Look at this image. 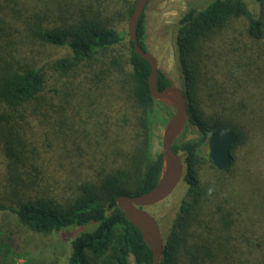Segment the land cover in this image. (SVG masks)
<instances>
[{
  "label": "trees",
  "instance_id": "trees-1",
  "mask_svg": "<svg viewBox=\"0 0 264 264\" xmlns=\"http://www.w3.org/2000/svg\"><path fill=\"white\" fill-rule=\"evenodd\" d=\"M255 1L264 8V0ZM135 2L0 0V157L6 170L0 214L9 212L20 228L44 236L94 224L71 241L67 264H151L141 233L117 206L118 197L156 185L163 160L155 132L165 123L159 109L171 115L150 96V65L118 31ZM143 18L144 11L137 37L145 49ZM236 28H245L244 35ZM233 29L247 44L264 40V19L245 0L191 6L177 24L184 132L192 127L197 137L184 140L183 132L172 147L183 159L185 190L163 237L160 264H264V56L235 48L233 41L224 53L235 69L220 79L202 73L214 54L220 60L221 53L210 56L207 47ZM47 47L68 53L50 61ZM218 84L222 103L244 91L253 108L231 102L212 110L206 88ZM170 85L159 70L158 89ZM245 120L262 150L254 164L248 155L236 168L239 148L249 140ZM222 132L234 137L232 164L218 170L207 142ZM49 133L45 148L43 134ZM239 170L245 178L255 175L256 187L247 195L229 182ZM12 246L13 238L0 231V264L14 262Z\"/></svg>",
  "mask_w": 264,
  "mask_h": 264
},
{
  "label": "rangeland",
  "instance_id": "rangeland-1",
  "mask_svg": "<svg viewBox=\"0 0 264 264\" xmlns=\"http://www.w3.org/2000/svg\"><path fill=\"white\" fill-rule=\"evenodd\" d=\"M207 1L210 0H150L145 7L143 18V44L146 51L155 56L158 62L159 70L165 74L172 86L179 87L181 89L184 88L183 76H181L178 56L174 46L177 24L189 7L202 6ZM245 1H247L250 9L255 15L262 16L264 19V8H261L260 10L255 0ZM127 20L128 19L122 21L117 26L118 31L124 36L125 41L129 39V36H127ZM244 29L245 28H236L238 33L239 31L242 32V35H244ZM236 30H229L227 33L221 34L220 36H218L217 40L212 43L211 46L207 47L206 53H208L210 56L213 54V52H216L218 54L221 53V56L218 55V59H224V61H216V54H214L212 56V59L208 60L206 69L202 70L204 77L215 75L220 79L222 77H225V72L227 73L231 69H235V67L231 68V65H227L225 63L226 58L230 57L231 55L224 52L229 51L228 48H230V50L232 51V46H234L231 45L230 42H238L235 44V48H252L256 55L264 56V40L262 43L247 44L239 37ZM236 38L238 40H236ZM220 47L223 48L220 49L223 50L221 52L218 49ZM45 52L47 60L50 59L51 61L54 58L66 55L68 53V50L66 48L47 47L45 48ZM262 61H264V59H262ZM263 65L264 63L262 64V66ZM262 70L264 71V66ZM212 87H214V89H211V86L206 88L207 93L210 94V97L208 96L206 102L209 103V106L212 110L219 111L220 106L223 107V105L229 107L231 106V102H235L236 104L242 103L245 105L246 103H248V105L250 106L249 108H253L254 100H251V102L248 100L249 94L247 92H237L235 94L234 101H226L225 103H222L217 94L219 92L217 88L220 87V85H213ZM262 87L264 88V84ZM212 91L214 92V96L211 95ZM159 111L162 115V118L165 119L166 123L170 115L166 116V114L161 112V109H159ZM165 123L157 125V130L155 132L156 137L154 140L156 151H161V138ZM36 127L37 124L34 123V128ZM245 127L249 134V140L246 145H243V148H239V152L237 153L236 157V168L240 166L242 161L245 159V156L249 158V156L251 155V162L252 164H254V158L256 157V155H259V152L262 150V147L257 144V140L260 137L259 135H256L254 129L251 131V124L246 121ZM37 130L38 128L36 129V132ZM51 135H53V133H49L47 134V136L43 134V145L45 146V148L48 144V140H52ZM196 137L197 134L193 131L192 127H188V129L182 136L184 140H190ZM3 160L4 159L0 157V186L4 184L3 178H5L4 174L6 171L5 161ZM40 170L41 169L39 167L38 171ZM205 176L208 177L207 174ZM232 177L233 181L229 182H231V184H234L233 189L236 190L238 194L242 193L243 195H247V193H249L256 187L254 181L255 175L253 173H250V177L245 178L242 176L239 170L234 173ZM233 189L231 191H233ZM184 190L185 185L181 183L167 200L148 209L149 213L153 215L158 222L163 237H165L168 233L170 224L175 217L176 209L178 207L177 205L184 195ZM229 194L231 193H229L228 191V195ZM0 224V231L2 232V234L5 233L13 238L12 248L14 254H16L17 257L14 259V262L12 264H67L68 257L71 253V241L80 233L91 231L94 229V224L85 227H70L62 230L61 232L44 236L20 228L15 220V217L9 212L0 214Z\"/></svg>",
  "mask_w": 264,
  "mask_h": 264
},
{
  "label": "water",
  "instance_id": "water-1",
  "mask_svg": "<svg viewBox=\"0 0 264 264\" xmlns=\"http://www.w3.org/2000/svg\"><path fill=\"white\" fill-rule=\"evenodd\" d=\"M150 0H136L134 10L127 20V32L133 43L134 52L151 67L148 79L149 93L152 99L169 106L171 115L164 125L161 138L162 171L156 185L142 195H122L117 199V206L126 219L136 227L149 247L151 264H160L164 238L161 228L148 211L149 208L167 200L182 183L184 163L180 154L173 151V144L184 132L187 123V103L183 89L168 86L159 90L157 78L158 62L154 55L143 49L138 41L137 27L139 19ZM234 137L228 132L212 134L207 142L208 156L218 170H225L232 164L231 147Z\"/></svg>",
  "mask_w": 264,
  "mask_h": 264
}]
</instances>
